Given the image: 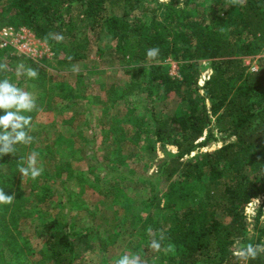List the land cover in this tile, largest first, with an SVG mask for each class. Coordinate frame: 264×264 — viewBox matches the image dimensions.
Here are the masks:
<instances>
[{
    "label": "trees",
    "instance_id": "obj_1",
    "mask_svg": "<svg viewBox=\"0 0 264 264\" xmlns=\"http://www.w3.org/2000/svg\"><path fill=\"white\" fill-rule=\"evenodd\" d=\"M179 3L0 0V27L29 28L58 57L59 51L72 49L62 64L85 60L101 35L113 43L118 61L148 63L139 94L146 93L148 103L175 97L184 107L172 116L148 111L147 117L139 118L130 111L126 118L137 129L136 143L143 136L150 152L156 153L160 145L164 154L156 173L142 176L150 185V200L144 204L149 215L136 216L133 228L146 243L144 251H154L149 245L156 239L174 245L167 254L155 252L166 264H264V253L247 261L233 255L240 247L255 245L246 239V208L253 199L264 197V67L250 73L245 65L247 58L264 53V0H184L178 7ZM50 33L61 34L64 40L57 42ZM152 47L160 49L156 59L147 57ZM10 51L0 50V63L11 56ZM169 59L180 64L178 78L171 77L164 64ZM204 61L212 74L201 86L199 65ZM6 73L0 71V80ZM50 91L52 87L47 94ZM214 143L223 146L201 152ZM33 146L17 144L14 153L0 158L8 168L4 176L0 173V188L14 196L11 204L0 206V242H4L0 261L5 264L23 262L33 253L19 227L29 210L14 190L19 169L26 166L25 153ZM261 215L259 210L257 243L264 238ZM44 229L54 264H84L77 241L80 236L84 243L88 233L73 238L56 224ZM91 241L88 251L95 249ZM100 244L106 253L107 245Z\"/></svg>",
    "mask_w": 264,
    "mask_h": 264
},
{
    "label": "rangeland",
    "instance_id": "obj_2",
    "mask_svg": "<svg viewBox=\"0 0 264 264\" xmlns=\"http://www.w3.org/2000/svg\"><path fill=\"white\" fill-rule=\"evenodd\" d=\"M17 29L30 34L35 43L33 55L20 60L21 53L10 51L11 56L2 58L8 66L3 79L20 84L36 99L35 110L21 113L30 114L32 128L28 134L35 141L25 153V167L28 156L36 153L37 166L43 169L36 179L19 172L14 185L21 204L29 210V216L21 220L19 227L33 251L27 260L17 264H54L45 245L44 228L49 224L67 228L73 238L89 234L84 243L80 236L77 241L84 264H115L124 255L129 258L138 255L141 264H166L155 251H144L146 243L133 228L136 216L149 215L144 204L150 200V185L142 176L156 173L164 154L160 145L156 153L150 152L148 140L143 136L136 143L137 129L126 123V118L130 111L139 118L147 117L148 111L159 117L172 116L182 110L184 102L174 97L148 103L147 94L138 92L145 87L148 63L127 65L126 61H118L113 56V43L106 35L90 46L85 60L62 64L72 49L59 51L58 57L29 28ZM20 64L35 69L37 78L17 76ZM164 64L169 67L171 77H179L178 62L169 59ZM73 65L78 72L72 71ZM199 67L202 86L212 70L206 61L200 62ZM51 87L53 91L47 94ZM222 146L214 143L201 152H212ZM168 149L176 151L173 147ZM7 172L8 168L0 161L1 175ZM163 183L165 191L167 183ZM258 198L259 204L251 201L252 205L246 208V239L255 244L264 243V238L257 243L259 231L255 230L259 210H262L259 227H264V197ZM91 240L95 249L88 251ZM2 242L0 252L4 248ZM100 243L107 245L106 253H102Z\"/></svg>",
    "mask_w": 264,
    "mask_h": 264
},
{
    "label": "clouds",
    "instance_id": "obj_3",
    "mask_svg": "<svg viewBox=\"0 0 264 264\" xmlns=\"http://www.w3.org/2000/svg\"><path fill=\"white\" fill-rule=\"evenodd\" d=\"M235 2H241V0H235ZM52 39L57 42L64 40L63 35L50 33ZM160 49L158 47H152L147 50V57L149 59H156L159 55ZM8 66L6 63H0V71H7ZM73 72H78L79 69L76 65L72 66ZM24 75L30 79H35L38 73L31 67L25 68L24 64H20L17 69V76ZM37 108L36 99L33 94L24 91L16 84L10 82L5 78L0 80V111L4 114L0 115V129L3 132L0 133V156L14 153L15 145L17 144H30L33 137L25 131L28 128L31 131L32 118L28 115L21 113L32 112ZM22 176L27 177L29 174L32 179L38 178L43 169L37 166V154L32 153L27 158V167H21L19 169ZM14 196L5 194V191L0 188V204H11ZM253 201L257 204L260 203V199L256 198ZM149 235L152 234V228L149 227L146 230ZM164 237H161V240ZM149 247L155 252H164L165 254L174 250V245L163 244L160 240L153 239L150 242ZM261 253H264V243L261 244H247L245 247H240L233 255L240 260L247 261L249 259L255 260ZM115 264H141L140 257L138 255L129 258L127 255L122 256L119 260L115 261Z\"/></svg>",
    "mask_w": 264,
    "mask_h": 264
},
{
    "label": "built area",
    "instance_id": "obj_4",
    "mask_svg": "<svg viewBox=\"0 0 264 264\" xmlns=\"http://www.w3.org/2000/svg\"><path fill=\"white\" fill-rule=\"evenodd\" d=\"M29 36L30 34L25 29L18 30L11 26L0 27V50H11L15 54L21 53L24 57H30L33 55V46L35 43H33L32 38ZM245 65L248 68V72H259L264 67V53L257 57L247 58ZM210 76L205 78V81ZM249 205L252 204L250 203Z\"/></svg>",
    "mask_w": 264,
    "mask_h": 264
}]
</instances>
